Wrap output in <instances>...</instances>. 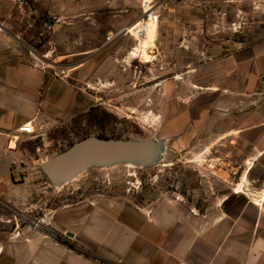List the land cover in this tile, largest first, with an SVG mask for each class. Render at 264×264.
<instances>
[{"label": "rangeland", "instance_id": "obj_1", "mask_svg": "<svg viewBox=\"0 0 264 264\" xmlns=\"http://www.w3.org/2000/svg\"><path fill=\"white\" fill-rule=\"evenodd\" d=\"M156 1L154 54L138 62L129 53L133 37L119 33L140 16L139 0H0L32 61L76 96L63 116L18 135L11 165L0 169V255L14 242L44 238L63 256L121 264L86 236L95 214L171 200L201 213L243 207L232 192L258 154L245 138L222 135L264 112V74L252 79L248 67L264 61V0ZM214 64L222 65L217 79ZM89 137L150 141L156 161L91 167L52 185L42 162ZM221 169L228 183L218 181Z\"/></svg>", "mask_w": 264, "mask_h": 264}, {"label": "crops", "instance_id": "obj_2", "mask_svg": "<svg viewBox=\"0 0 264 264\" xmlns=\"http://www.w3.org/2000/svg\"><path fill=\"white\" fill-rule=\"evenodd\" d=\"M8 22L0 15V169L11 165L18 135H26L19 133V125L37 128L55 121L76 102L72 86L35 64L18 34L8 30ZM249 63L252 79L264 74V61L261 66ZM214 65L217 79L222 65ZM248 119L258 122L222 135L245 138L247 149L258 154L232 192L245 199L243 207L201 213L174 200L148 210L123 205L117 213L95 214L86 236L117 255L121 264H264V112ZM215 175L228 183L227 171ZM63 255L55 241H18L3 247L0 264H95L85 256Z\"/></svg>", "mask_w": 264, "mask_h": 264}, {"label": "water", "instance_id": "obj_3", "mask_svg": "<svg viewBox=\"0 0 264 264\" xmlns=\"http://www.w3.org/2000/svg\"><path fill=\"white\" fill-rule=\"evenodd\" d=\"M42 59L45 58L42 56ZM155 161L156 149L150 141L89 137L73 144L66 151L46 159L40 168L52 185L60 186L74 180L76 176L91 167L127 163L150 165ZM69 235L72 236V233Z\"/></svg>", "mask_w": 264, "mask_h": 264}, {"label": "built area", "instance_id": "obj_4", "mask_svg": "<svg viewBox=\"0 0 264 264\" xmlns=\"http://www.w3.org/2000/svg\"><path fill=\"white\" fill-rule=\"evenodd\" d=\"M141 14L130 27L124 28L119 34L130 35L133 37L134 44L132 45V59L142 62L141 53L143 49V41L147 38L153 27H157L160 22L161 9L156 0H139ZM2 27L0 26V30ZM117 35L108 37V40L113 39ZM155 47L149 48L148 53L154 54ZM19 133L32 134L33 126L30 123H23L18 126Z\"/></svg>", "mask_w": 264, "mask_h": 264}, {"label": "bare ground", "instance_id": "obj_5", "mask_svg": "<svg viewBox=\"0 0 264 264\" xmlns=\"http://www.w3.org/2000/svg\"><path fill=\"white\" fill-rule=\"evenodd\" d=\"M156 36H157V27H153L151 32L147 36V38L143 41V49H142V53H141V59L146 61L147 59H149L151 57L147 50L151 46L154 45V43H155L154 40L156 39ZM236 190H237V188H236Z\"/></svg>", "mask_w": 264, "mask_h": 264}]
</instances>
